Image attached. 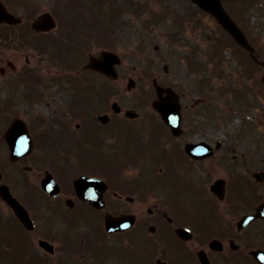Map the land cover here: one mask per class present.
I'll return each mask as SVG.
<instances>
[{"label":"flooded vegetation","instance_id":"1","mask_svg":"<svg viewBox=\"0 0 264 264\" xmlns=\"http://www.w3.org/2000/svg\"><path fill=\"white\" fill-rule=\"evenodd\" d=\"M2 1L14 15H18L11 4ZM99 2L100 15L105 20L99 31L100 34L95 37L103 45L104 42L108 45L116 44V47L122 50V43L135 42L140 30H145L151 22L157 21L162 24L158 17L155 19L152 17L150 9L155 2L154 11L159 12L157 8L160 4L159 0H99ZM21 20L17 26L0 25V94L5 96V100L0 99V120L4 125L1 127L3 135L0 136V144L8 149L5 131L14 118L25 121L34 150L12 164L13 168L9 176L18 187L8 180H5V183L11 186L12 192L27 207L32 221L31 223L28 221L25 227L10 215L11 210L6 202L0 200L1 210H10L6 220L12 219V223H15L7 225L8 222L0 216L4 227L7 225L6 237L0 238V264H61L60 253L65 252L62 246L59 247L57 223L74 218L79 210H86L81 215L85 216L88 210L93 209L81 199L73 181L81 174L95 177H102V173L108 175L107 171L83 167L82 161L88 158L96 159L106 152V148L102 145L103 138L107 141L111 140L113 145L125 140L129 141L128 145L131 149L149 150L151 146L144 140L146 138L144 129H139L140 125L135 126L133 123L137 122L144 126L148 121L139 120L143 117L125 119L124 116L117 121L112 104L107 103V96L103 94L100 95V100L96 99L98 89L96 80L97 78L109 80L107 76L87 68L80 72L70 70V64L81 63L90 57L99 56L105 49L92 51L94 45L92 23L81 21L60 24L50 32L37 33L28 25L31 20L22 17ZM174 25L176 26L175 23ZM17 27L21 28L17 30ZM53 47L68 48L65 50V55H70L69 59L65 62L63 53L53 51ZM105 47L110 49L109 46ZM137 50H139L138 45L134 52L136 53ZM118 52L116 50V53ZM118 55L121 56L120 52ZM52 64L60 66L61 69L52 68ZM49 65L51 68L47 67ZM116 70L120 76L123 75L121 64L116 66ZM126 78L131 76L127 74ZM182 96L184 98L185 93H182ZM183 106L185 107L186 104L183 103L182 108ZM100 113L106 115L104 120H107V123L104 124L97 118ZM118 113L123 114V110ZM151 120L154 123L156 121L155 134L163 132L164 136L168 128L156 117ZM102 127L109 129L103 138L100 132ZM119 136L122 137L118 138ZM171 145L174 146L171 151L162 149L160 154L154 153L152 157L157 163L169 164L172 167L170 174L174 175L173 177L189 175L195 170H199L201 175L207 174V167H202L204 163L197 164L198 162H187L182 157L179 158L180 152L182 154L180 143L173 142ZM219 145L222 160L226 161V150L222 149V144ZM156 147L157 151L161 149V145ZM170 155L173 157L172 164L169 162L171 159L167 158ZM216 168L221 169L222 166L216 164ZM230 168L235 172L232 177L217 176L225 179L221 186L225 192L224 197L220 199L212 195V198L214 202L217 200L223 209L231 212L235 206L245 201L248 195L245 192L238 194L234 187L241 191L240 184L250 183L248 176L252 175L251 172L245 171L246 169H235L232 164ZM46 172L52 174L59 184L57 196L50 195L41 188L40 182ZM239 174L245 178L239 177ZM140 177L142 179L141 175ZM201 179L204 183L205 180ZM234 179L237 182L235 185ZM260 183L255 179V186ZM96 185L98 193L101 184L96 183ZM152 190L154 189L118 187L109 182L103 197L107 205L108 202L110 203V211L134 213L136 223L149 224L151 217L154 216L153 209L146 208V212L151 213L148 217L144 212L145 209L143 210L146 203L142 206L140 202L150 197ZM256 196L258 200L262 198L260 194ZM129 197L132 198L131 201ZM105 208L96 211L103 213L106 211ZM140 211L142 214L144 212V216ZM155 212L154 219L165 217V211L159 209ZM237 212L235 210V213L229 214L227 219L232 221L235 215H239ZM42 241H47L48 244L41 245Z\"/></svg>","mask_w":264,"mask_h":264},{"label":"rangeland","instance_id":"2","mask_svg":"<svg viewBox=\"0 0 264 264\" xmlns=\"http://www.w3.org/2000/svg\"><path fill=\"white\" fill-rule=\"evenodd\" d=\"M180 2H182V0H179ZM228 3H230L229 5H233L234 6V12H239L238 7H240L241 4H244L248 9H247V15H246V19L245 22L247 21L249 27L251 28L250 30L252 31L254 29V31H256L257 33H259V36L261 37L260 42L262 41V43L259 45V49L258 52L260 53V57H262V59H264V6H261L263 3L262 1L264 0H226ZM87 3L85 2H79L77 1V3L74 6H80V7H86ZM94 16L92 15L90 17L91 22H95L94 20ZM98 19V18H96ZM203 20L207 23V26L209 28L214 29L216 26L211 20V17H208L206 15H204ZM97 23V22H95ZM98 24V23H97ZM99 29V26H95L93 27L94 31H97ZM149 34V33H148ZM146 34V37L147 35ZM221 35V34H220ZM202 38L204 37L206 39V34L204 36L201 35ZM145 37V38H146ZM225 37V36H224ZM148 38V37H147ZM203 38V39H204ZM212 39V38H211ZM208 40V41H211ZM228 37H225V39L223 41H227ZM160 42V53L162 54V57H168L171 59L172 61V65L174 66L173 69L170 70V74L169 77L174 73V70L176 68V72H177V78H179V81L184 83L185 86L187 88H191L192 83H194L193 81L195 80V77L193 76H189L186 72L185 75H181V67L184 68V63L182 65L181 62H176L175 61V56H172L169 53V48L170 46L166 45L165 40H153V43H157ZM228 46H231L230 44H228ZM232 48V47H231ZM171 49V48H170ZM96 48H93L92 51H95ZM233 50V48H232ZM31 51V49H30ZM182 52V51H181ZM210 52V51H209ZM224 53V59L225 62L223 63V78L224 81L226 82L227 89H225V91L229 92V94H222V96L218 95V91H216L217 88V83L219 84L218 87H221V80L218 79V81L213 80V82L208 83L207 86V92H208V96L210 98H212V102H220V104L223 105H227L230 107H232L231 111L235 110V107L238 108L239 110H246L245 114L238 116V115H233L231 112H228V131L231 134V136H242V137H246V143H248L249 141L247 139H249L250 135H256L254 136V138L252 140H255L258 147L261 149V151L264 153V123H262L261 129H262V133L261 132H257L256 130L254 131V129H249V127L245 126L246 122H245V117L247 114L252 115L255 119H257V117H260L261 121H264V117H262L264 115V82H263V78H264V67H260L258 65H256V67L254 66V73L251 79L249 78H244L241 77L240 73H241V69H240V65L238 64L237 59L239 60L240 56L237 55L235 53V57H233V61L232 62H228V58L230 57V52L227 50ZM247 57V56H246ZM248 58V57H247ZM128 63H130L131 65H137V63H142L143 64V72L144 74L141 75V77H143V79L148 80V78L155 76L154 73H150L149 70L147 71V62L146 61H141L139 59V61L137 62L135 59H128ZM209 65V63H208ZM47 67H50L47 66ZM52 68H57L56 66H51ZM50 67V68H51ZM239 67V69H238ZM238 69V70H237ZM134 75V74H133ZM152 75V76H151ZM263 77V78H262ZM151 79V78H150ZM144 82V81H143ZM125 83L126 80L125 79H121L119 83H116L115 88H114V94H113V100H119V99H126V100H130L128 103L125 104H131V102H133L132 100L135 98H138V93L141 92V90H143V88L139 87L138 90H136V92H127L125 91ZM145 90L149 91L150 86H148V82L147 83H142ZM117 87L119 88V90L116 92ZM250 87L252 88L250 90ZM239 88V90H242L245 97L244 98H238V101H241L242 103H238L236 101V94L233 93L234 89ZM190 92H192V90H190ZM213 92H215V94H213ZM235 92V91H234ZM238 96H241V94H239ZM213 97L215 99H213ZM99 96H96V99H99ZM125 102V100L123 101ZM213 102V103H214ZM102 103V101H101ZM247 103H251V109H248ZM241 104H244V106H242ZM228 108V109H229ZM225 109V106H224ZM263 118V119H262ZM0 124H2L1 120H0ZM151 130H156V126H154L153 124H150ZM250 126V125H249ZM100 132L102 133V138L105 136V134L108 132L109 129H105V128H100ZM239 129H242L238 132ZM259 135V136H258ZM106 138H103L102 141V145L104 144V142L106 141ZM251 143V142H250ZM129 141H119L117 142V144L113 145L110 144L108 145V148H106L104 145L103 147L106 148V152L104 155H99L96 159H85L82 161V166L86 167V168H93L94 170H101V171H107L108 172V177H110V180L112 182H114L115 185H117L118 187H124V188H138V189H153L156 188L158 190H160L161 192H166L169 195L170 200L174 203L175 208H174V212H173V216L175 221H177L178 223H191L192 225L195 226V228L197 230H199L200 233V237H204L205 235H208L209 233H214V234H218L219 232H221V226L219 224V221L217 220V216L214 212L213 209H206L204 207H200L199 205H197L198 202V197L196 196V193L198 191L197 185L194 186H190V185H186L184 187V195L189 194V193H193L194 196L188 195L186 198L183 197V188H182V183H185V181L180 180V179H160V178H156L155 174H154V169L153 166H149L147 164H145L140 170L142 171V169H148L145 170L142 180H133L131 179V182L125 181L123 179L122 174L120 175L118 173V169L120 167V164L125 161L126 159H135L137 160L140 152L138 151H127V149H125V145L128 146ZM254 145V143H253ZM4 148V147H2ZM162 148V147H161ZM159 151V150H158ZM4 153V152H3ZM4 155V154H3ZM1 156V153H0ZM170 167V166H169ZM171 170V168H170ZM141 173V172H140ZM168 174H170V171H168ZM155 179H158L155 180ZM241 186V192L245 194H249L252 191V187L250 183H245L242 182L240 184ZM175 191H179L181 194H177L175 193ZM181 202L185 205H188V208L191 209H186L181 207L180 204ZM188 202V203H187ZM154 203H158L156 201V199H154L153 203L151 206L154 205ZM204 204L205 203L202 201L200 203ZM86 212V210H79V212H77L75 214V219L80 218V216L82 214H84ZM100 221V219H98V222ZM97 222V224H98ZM90 221L88 222V227L91 226L90 225ZM164 226V224H161ZM232 225V224H231ZM62 226V225H61ZM87 226H82L80 225V231L81 232H87V230L85 229ZM230 224L229 223H225L224 226H222V228H225V230L230 231ZM90 230L92 232V234L94 233L93 227H90ZM80 231H77V234L80 233ZM166 227H164V232L166 233ZM99 232V229H98ZM144 234L148 233L150 237L155 238V237H160L162 236V230L158 228H156L155 232L153 235H151V233L146 231V228H144ZM252 232V229H249L248 231L243 232V234L238 236V233L236 234V238L238 236V240H240L239 242H243V243H248V241H251L249 239L250 234ZM89 233V232H88ZM202 235V236H201ZM148 236V235H147ZM118 236H114V238L116 239ZM97 238V237H95ZM74 242L75 244L72 245L73 248L77 249V245H76V240H77V236H73ZM98 239L100 241V245H104L106 246V244H115V243H119V241H106V244H104L103 242V237H99ZM119 239V238H117ZM128 239V238H127ZM160 239H162V237H160ZM137 242H135L133 245H121L118 246V256L119 258H115V257H110L108 259V257H106L107 259L105 260V262L103 264H150L148 261V255L146 254L149 253L151 254L155 247L153 245V241H148L146 238H136ZM165 243H169V245H171L172 247H170L173 250V253L175 254L174 256L171 257V263L172 264H190L191 262V257L193 261H196V259H194L193 254L189 255L188 252V247L187 245H185L184 243H181L179 240L174 239L171 236V233L166 237V239H164ZM250 244V243H248ZM117 245V244H116ZM195 247H199V246H203L202 243H194ZM107 247V246H106ZM146 251V252H145ZM160 252H156V255H154V253L152 254L153 257L151 256L149 258L151 264L154 263L155 257L159 255ZM212 254V253H211ZM117 256V254H116ZM165 255H162L160 253L159 257H164ZM241 256V255H240ZM104 257H100V256H93L92 259H90L91 263L93 262L94 264H96V262H100L103 260ZM167 258H170L169 256ZM217 258V262L218 264H227V262L222 258V256L220 257H216ZM78 264H90L88 262H82V263H78ZM239 264H255L254 262H251L249 260H247L243 255L241 256V261Z\"/></svg>","mask_w":264,"mask_h":264},{"label":"water","instance_id":"3","mask_svg":"<svg viewBox=\"0 0 264 264\" xmlns=\"http://www.w3.org/2000/svg\"><path fill=\"white\" fill-rule=\"evenodd\" d=\"M202 7H204L205 9H207L208 11H211L212 13L215 14V16L218 17L220 23H222L224 25V27H226L231 34L234 35V37H236V39L241 43L244 44L245 46H248L244 36L241 35V33L238 31L237 27L234 26V24L232 23V21H230L229 17L226 16V14L224 13L221 5L219 4L218 0H196ZM156 105V104H155ZM156 107L159 108V111H163L164 106H158L156 105ZM5 197V195H4ZM263 211V210H262ZM109 222H112L111 219H108ZM119 222V221H118ZM108 223V222H107ZM119 223H113L112 226L110 227V229L112 227H117ZM109 228V226H108ZM179 232L180 235H183L181 231H177ZM261 255L258 256V259Z\"/></svg>","mask_w":264,"mask_h":264}]
</instances>
